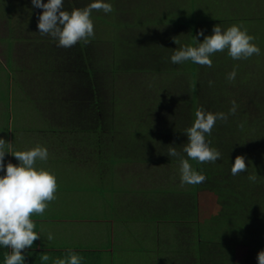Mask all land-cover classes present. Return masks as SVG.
<instances>
[{
	"label": "rangeland",
	"instance_id": "rangeland-1",
	"mask_svg": "<svg viewBox=\"0 0 264 264\" xmlns=\"http://www.w3.org/2000/svg\"><path fill=\"white\" fill-rule=\"evenodd\" d=\"M18 1L3 0L0 2V65L5 68V72H0V92H5L3 90L6 89V81L12 77V74L9 73L10 70L16 73L15 75L12 72L15 78L14 82L17 81L18 84H21L20 88H11L7 91L9 92V94L7 93L8 101L0 100V139L12 144L11 148H5V167L8 163L19 166L20 162L12 155L16 151H27L40 145L48 150L49 156H54L55 148H65L71 142L72 146L77 148L73 150L77 157L76 160L70 161L66 166L42 169L54 174L57 184H62L63 187L82 185L88 186V189L93 191L90 194L92 199L89 205L80 204L77 206L79 213L87 215L89 211L94 216L101 214L104 204L98 198L102 196L103 188L113 189L111 185L114 183L122 184V191L127 189L128 183L132 189H139L142 195L147 192L148 195L145 196L153 203L151 217L148 218L150 224L147 221H142L145 218L138 216L135 211H131L128 217L130 220H139L146 229L151 227L155 244L153 246L157 247V251L161 253L164 247L171 248L168 252L173 251L175 254L172 253L169 256V264H186L185 250H181L186 246L185 240L179 235L181 226L176 225L173 221L174 217L178 219L182 216L181 211L177 212V205L182 201L178 197L182 193L174 192L172 200L170 198L167 200L161 195V188L171 186V188L177 189L179 187L178 180H181V173L178 171H180V166L170 165L162 158H153L156 153H153L151 138L156 135L152 132L160 129L162 122L159 125L156 124L155 115H158V112L153 113L152 107H155V104L159 107L164 104L166 108H177L178 104L175 103V100H169L171 97L182 99L179 77L184 78L181 72L186 68V64L185 62L173 64L170 57L176 47L195 44L194 38H197L199 43H203L204 36L213 35L212 29L217 25L226 30L234 24H242L248 34L255 37L253 43L260 48V54H254L248 59L241 60H233L227 54V49L213 54L210 57L213 59L212 66L209 67L211 70L198 69L201 76L197 77L196 89L202 90L201 88L207 84V79L210 78L211 86L213 85L210 92L224 90V84L229 90L232 89L231 87H234L235 90L242 89L240 84H243L244 87L246 86L247 92H258V96L260 95L258 99L264 100V0H104V2L110 3L114 10L107 14L103 11L94 10L92 12L91 15H95L96 12L101 14L108 24L102 17L97 20V24L93 22L94 37L90 38V41H94L93 39L96 40L95 42L98 41L95 44L96 47L98 46L97 53H94L98 60L101 59L103 64H106V61L111 62L114 66L110 65V68L116 69L114 78L110 79L108 74V87L105 92L111 93H105V95H107L106 99L114 97L115 105L112 110L116 113L114 122L117 127L112 129L115 130L113 136L107 135L103 139H98L92 129L85 135L82 129L86 130L87 124H84L82 128H74L73 134L69 130L65 131L62 127H52V130H49L50 126L60 122V117H64L61 113L62 110L57 107L51 108L48 105L53 102L56 96L52 97V102L51 100L50 103L46 101L49 98V92L59 93L57 88L60 76L56 73L52 75L51 72L44 69V75L34 81L36 73L28 72L29 68L35 69V71L48 68L50 63L45 58L52 57V51H46L38 45L44 57H42V61H33L41 56L27 57L25 52L21 51L25 45L8 48L12 39L8 36L6 42L4 38L10 32H21L23 36L30 34L32 37L39 34V31L37 32L34 27L28 31V22L32 24L31 7L24 0H21L20 6H18ZM93 2L94 0H87L86 3L84 0V8ZM15 5L20 9L18 10ZM201 30H203L204 36L197 35ZM174 39H176V43ZM100 40L103 42L101 43ZM110 42H114L115 48H120L114 58L109 57L112 54ZM144 46H148L150 51L152 50L151 55L142 54L147 51ZM128 48L135 52L129 51ZM9 50L12 55L8 57ZM22 54L23 57H21ZM34 54L36 55V52ZM99 64L101 65V62ZM234 67L236 73L240 72V74L237 73L240 75V79L236 77L229 83V80L221 73L228 72L229 74ZM18 71L19 73H17ZM177 72L179 75L176 74ZM18 76L19 78L16 80ZM10 85H12V79ZM190 90L193 91L192 88ZM237 92H241V90ZM230 93L226 92V94ZM220 94L224 96V92H219ZM164 99L166 101L161 102ZM263 103L264 101H262V115H264ZM184 108L182 107L180 110ZM70 110L74 114V110ZM73 117L74 119L64 121L66 126L78 123L76 117ZM46 133L51 134L47 137L55 139L53 144L49 145L48 141L42 140L46 138L43 137ZM68 135H73L76 138L69 141L72 138ZM213 136H216L217 140ZM165 138L167 137L165 136ZM205 139L206 142H210V147L215 141L221 143L215 133L207 135ZM82 157L85 159L83 160ZM77 162H81V165L77 166ZM47 163L48 159L46 162L37 160L35 167L40 169V166ZM115 169H120L121 172H115ZM4 175L5 172L0 171V176ZM188 186L190 184L181 187L187 188ZM191 191L193 188L190 189ZM201 192L203 212L200 210V217H203L216 204L213 201L208 204L205 198L207 196L210 198L208 192ZM162 208L165 209L164 213ZM120 210L122 211L119 212L121 215L124 210H122V206H120ZM161 216L164 217L165 223L163 220L161 223L156 222ZM201 229L203 232L204 229L207 230L204 226H201ZM151 247L152 245L149 246V248ZM186 251L188 255L194 253L190 249ZM245 254L246 249L237 247V257L244 258ZM149 255H152V252ZM134 257H141V255L131 254L127 256L125 263L133 264ZM148 257L153 259V262L149 264L165 263L167 259L164 255H159L157 259L154 258V255L153 257L147 255Z\"/></svg>",
	"mask_w": 264,
	"mask_h": 264
},
{
	"label": "trees",
	"instance_id": "trees-1",
	"mask_svg": "<svg viewBox=\"0 0 264 264\" xmlns=\"http://www.w3.org/2000/svg\"><path fill=\"white\" fill-rule=\"evenodd\" d=\"M2 1L0 0V2ZM24 1L31 7L32 24L28 22V31H31L34 27L38 32V17L42 14L43 10L34 8L32 0ZM85 1L87 3V0ZM18 2V6H20L21 0ZM42 2L47 3L48 0H42ZM15 7L17 8L16 5ZM83 8L84 0H63L64 11L71 12L73 9ZM17 9L19 10L20 8ZM101 17L106 22L104 17L97 12L95 15H91L92 21L96 24L97 20H100ZM106 23L108 24V22ZM8 36L12 39L11 44H8L9 49L17 45H21V47L25 45V48L23 46L21 51L25 52L27 57L36 58L35 56H41L40 58L33 59V61H42V57H44L39 46H42L46 51H52V57L45 58L50 63L48 64V68L36 71L29 68L28 72L36 73L34 81L41 75H44V69L47 72H51L52 75L56 73L60 76L57 88L59 93L49 92V98L46 99L50 103L52 97L56 96L53 102L51 100L52 103L48 105L51 108L57 107L59 110H62L61 113L64 115V119L60 117V128L62 127L65 131L69 130L73 134L74 128H82L84 124H87L88 128L86 130L82 129L85 135L87 131L92 129L93 134H96L98 139H103L107 135L113 136L115 130L112 129L116 126L114 122L116 113L112 110V107L115 105V101L114 97L106 99L107 95L105 93L109 94L111 92H105V90L108 87V74L110 75V79L114 78L116 69L110 68L111 62L106 61V64H103L101 59L98 60L96 54L94 55V53H97L98 46L96 47L95 44L98 41L95 42L96 40L93 39L94 41H90L87 44L81 41L73 47L63 48L58 46L57 40L48 35L37 34L32 37V35L28 34L23 36L21 32L17 33L13 31L4 38L6 42ZM100 41L101 43L103 42L102 40ZM127 42L130 41L127 40ZM110 43L112 54L109 57L114 58L120 48H115L114 42ZM197 43L199 41L196 38V43L192 46H197ZM144 48L147 51L142 54L148 53V55H151L152 50L150 51L148 46H144ZM180 48L176 47L175 49ZM128 49L135 52L131 48ZM34 52H36V55ZM7 54L8 57L12 55L10 50ZM21 57H23V54ZM211 60L213 62V59ZM100 62L101 65L99 64ZM185 64L186 68L181 72L184 78L179 77L182 99L171 97L169 100H175V103L178 104L176 106L178 109H175V107L171 109L166 108L164 104L160 105V107L155 104L158 107H152L153 113L158 112V115H155L156 124L159 125L162 122V126L160 129L152 132L156 136L151 138L152 148L154 149L153 153H156L153 158H162L164 162L170 165H179V158L168 156V147L173 146L181 156L189 159V163L194 170L201 172L206 177L203 183L190 185L185 189L171 188L167 190L170 200L174 199V192L182 193L178 197L182 201L177 205V212L181 211L182 216L178 219L174 217L173 221H175L176 225L181 226L179 228V235L185 240L186 246L181 249L185 250V263L258 264L257 254L264 250V115L261 113L262 101L264 100L258 99L260 96H258V92H247L246 86L244 87L243 84H240L242 89L235 90L234 87H231L233 91H230L232 89L229 90L227 85L224 84V90L210 92L213 86L209 84L210 81L212 82L210 78L207 79V84L199 91L198 88L196 89V84H198L197 77L201 76L198 69H211L191 61H186ZM0 72H5V68L2 65H0ZM12 72L15 73V71L10 70L9 73L12 74V77L6 81V89L3 90L5 92H0V100L8 101L9 97L7 93L9 94V92L7 91L11 90V88L21 87V84H18L17 81L16 83L14 82L15 78ZM237 73L240 74V72ZM176 74L179 75V72ZM221 74L227 78L228 72H222ZM236 77L240 79V75L236 74ZM18 78L19 76L16 80ZM11 79L12 85H10ZM229 83L231 82L229 81ZM239 90L241 92H237ZM219 92H224V96L219 95ZM226 92L231 93L226 94ZM233 92L235 94H232ZM233 100L238 106L235 115L229 114ZM165 101L166 99L161 102ZM182 107L185 108L180 110ZM200 107L206 112L228 114L227 121L217 120L211 131V133L217 134L218 140L221 141V143L215 141L211 146L221 153V158L215 163L201 164L196 160H191L183 153V146L188 142L186 129L193 125L195 112ZM70 109L74 110V114H72ZM73 116L76 117L78 123L66 126L64 121L74 119ZM213 137L216 139V136ZM101 141L103 142V140ZM237 156L245 157L247 171L233 176L231 174V167ZM254 174L257 175V179L253 182L248 177ZM191 188H193V191L190 192ZM201 191L208 192L210 198L208 196L205 197L208 204H211V201L216 204L203 217H200V210L203 212ZM201 226L206 227L207 230L205 231L204 229L203 232ZM237 247L246 249L244 258L237 257ZM27 249L22 251V253H25ZM166 249L168 251L171 248ZM189 249L193 250L194 253H189L188 255L186 250ZM10 252L11 249L0 247V264H4L5 253ZM172 253L174 252L170 251L164 255L167 257L166 264H169L168 258Z\"/></svg>",
	"mask_w": 264,
	"mask_h": 264
},
{
	"label": "clouds",
	"instance_id": "clouds-1",
	"mask_svg": "<svg viewBox=\"0 0 264 264\" xmlns=\"http://www.w3.org/2000/svg\"><path fill=\"white\" fill-rule=\"evenodd\" d=\"M32 5L43 10L38 17L39 34L52 37L63 48L73 47L81 41L84 44L90 42V38L94 37V24L91 19L94 10L103 11L105 14L114 10L104 0H94L87 7L73 9L71 12L63 10V0H48L47 3L32 0ZM212 32L211 36H204L203 30L198 32V36H204L203 43L173 51L171 63L191 61L200 66L211 67L210 57L225 49L233 60L248 59L254 54H260V48L253 43L255 37L249 35L242 24H234L226 30L217 25ZM174 42L176 43V39ZM236 74L234 67L227 79L235 80ZM211 83L210 81L209 84ZM231 103L229 114L235 115L238 106L234 100ZM227 118L228 114H214L206 112L202 107L197 108L193 125L186 129L188 142L183 146V153L201 164L217 162L221 153L209 146L210 142H206L205 136L211 135L217 120L227 121ZM11 146V143L0 139V171L5 172L4 176H0V247L11 249L10 253H5L4 264H23L25 257L21 254L22 251L31 248L34 241L40 239L32 216L43 215L49 203L56 199L57 181L54 174L35 167L37 160L46 162L49 156L48 150L40 145L27 151L14 152L12 155L20 162L19 166L8 163L5 167V148ZM168 156L179 158L181 186L197 185L205 181V175L194 170L189 159L181 156L175 147H168ZM246 171L245 157L237 156L231 167V174L235 176ZM248 179L254 182L257 175H251ZM53 238L49 233L47 240L50 242ZM41 259L47 262L50 257L45 253L41 255ZM82 260L83 257L78 253L69 251L65 258H58L53 264H82ZM257 262L264 264V250L258 252Z\"/></svg>",
	"mask_w": 264,
	"mask_h": 264
},
{
	"label": "crops",
	"instance_id": "crops-1",
	"mask_svg": "<svg viewBox=\"0 0 264 264\" xmlns=\"http://www.w3.org/2000/svg\"><path fill=\"white\" fill-rule=\"evenodd\" d=\"M50 127L49 129L52 130V127L60 128V125L58 123ZM49 135L51 134L46 133L43 136L46 138L42 140L48 141V144L51 145L55 139L47 137ZM68 136L72 138L69 141L76 138L73 135ZM75 149L77 148L72 146L71 142L65 148H55L54 156H49L48 163L40 166V169L66 166L70 161L73 162L77 159L73 152ZM82 159L85 158L82 157ZM76 165L80 166L81 162H77ZM114 171L121 172L120 169ZM111 186L113 189L103 188L102 196H99L98 199L102 200L104 205H102L101 214L94 216L89 211L87 215L80 214L77 209L80 204L89 205L92 199L90 194L93 191H90L88 186L63 187L62 184H57L56 199L49 203L43 215L32 216V220L36 224L35 231L40 235V239L34 241L32 247L22 253L25 255L23 264H53L56 259L65 258L69 251L82 256V264H127L125 261L131 254L141 255V257L132 259L133 264H149L153 262V259L147 258V255L151 257L154 255V258L157 259L159 255H165V251L168 253L167 249L163 248L161 254L157 251V247L153 246L155 244L151 227L146 229L139 220H130L128 217L131 211H135L138 216L145 218L142 221L149 223L148 218L151 217L153 203L145 196L148 193L142 195L139 189H132L128 183L126 185L128 187L124 191L121 189L122 184L114 183ZM178 188L185 189L181 187L180 180ZM161 189V195L168 200L167 190L171 189V186ZM162 203L164 204V201ZM120 206H122V210L124 209L121 215L119 213L122 212ZM162 209L164 213L165 209ZM162 220L165 223L163 216L156 222L161 223ZM49 233L54 237L50 242L47 240ZM150 245H152L151 248H149ZM151 252L152 255H149ZM45 253L50 257L47 262L41 259V255ZM161 264L165 263L161 262Z\"/></svg>",
	"mask_w": 264,
	"mask_h": 264
}]
</instances>
